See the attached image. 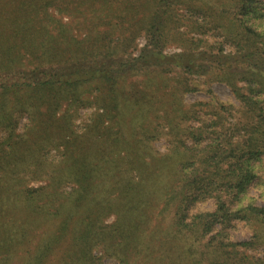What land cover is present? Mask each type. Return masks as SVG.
<instances>
[{
	"label": "trees",
	"instance_id": "1",
	"mask_svg": "<svg viewBox=\"0 0 264 264\" xmlns=\"http://www.w3.org/2000/svg\"><path fill=\"white\" fill-rule=\"evenodd\" d=\"M235 1L0 0V264H264V28ZM202 75L241 105L188 103Z\"/></svg>",
	"mask_w": 264,
	"mask_h": 264
},
{
	"label": "rangeland",
	"instance_id": "2",
	"mask_svg": "<svg viewBox=\"0 0 264 264\" xmlns=\"http://www.w3.org/2000/svg\"><path fill=\"white\" fill-rule=\"evenodd\" d=\"M211 4H214V0H196V3H207L209 2ZM225 1V0H222ZM230 2L234 1V0H229ZM239 3V0L235 1V4L232 8V10H229L228 13H232V11H234V9L236 8L235 5ZM255 7H259L262 8L259 12H256ZM264 8V0H253L250 3V8L248 10V17H250V22H254L255 27L257 26L259 29H263L264 28V19H262V24L260 26V20L257 19V15H260V13H262V10ZM264 11V10H263ZM179 23L181 24V29L180 31L184 32L182 33V40L179 41V43H184V39L187 37H202L199 33V31H193V32H188V30H190V26L195 25L196 22L191 19V17L188 14V11L184 8H181V10L179 11ZM234 15V13H232ZM239 17H241V14L238 15ZM217 33V34H216ZM221 36V37H219ZM204 38V37H203ZM205 38L209 39L210 41L214 42L213 40L216 39H220L221 41H225L224 44V51L222 52V56H221V62H223V65H221V67L227 69L228 64L231 65V70L236 73V72H240V70L245 69L246 66L247 68H249L251 65H248V60L245 62L242 61H238L237 59L240 58L241 60L244 59L243 57L238 56L236 54V49L237 47L235 46V44L231 41L225 40L224 37L222 35H220V33L216 30H208L207 35H205ZM190 41V42H189ZM148 42L147 36L144 34L141 37H139L137 39V49L134 52V55H139L141 50L143 48L146 47ZM174 43H170L167 46H165L163 48V52L164 53H168V54H173V53H178V52H183L186 51V49H189V44L191 43V40H188V42L186 44H184L185 46H183L182 44L179 45L177 44L178 42L172 41ZM188 45V46H187ZM208 59H214L217 56L216 55H207ZM206 63V61L204 59L201 60V62ZM252 62H257L256 60H253ZM228 63V64H226ZM256 66V65H254ZM214 67L218 68V63L214 64ZM263 72V71H262ZM204 78H206V76L202 75L201 77H199V79H197V83L198 86L200 87L199 91L196 92H192V93H188L185 96V99L188 103H192L194 101H204V102H209L213 100V98L218 97L221 101L225 102V103H233L237 106H240V102L239 100L234 96V94L232 93L231 88L224 82H221L219 80H210L208 82H205ZM241 85H244V82L240 83ZM211 104V103H210ZM94 108H86L83 109L81 111L80 117L77 119L76 123L78 125L84 123L85 121H87L88 117L91 115V113L94 111ZM26 121H22L21 124V128H23V123ZM168 145V143L166 142L165 139H161L157 142V146L159 148H161L162 150L166 149V146ZM257 172L259 175V178L256 179L250 186L249 188V193L248 196H255L257 203L264 205V187L261 185L262 180L264 179V159L261 162H257ZM32 184H36L34 182H32ZM214 207V201L208 200L206 202H202L199 203L197 206V209L199 210H207V209H212ZM251 232L249 230V228L244 224V223H238L236 225V227L233 229V235L236 239H240V240H244L247 239L250 236ZM105 264H118L117 261L115 259L112 258H107L105 260Z\"/></svg>",
	"mask_w": 264,
	"mask_h": 264
}]
</instances>
